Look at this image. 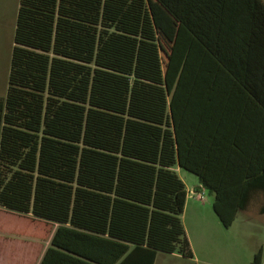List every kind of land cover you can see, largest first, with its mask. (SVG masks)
<instances>
[{
  "label": "trees",
  "instance_id": "trees-1",
  "mask_svg": "<svg viewBox=\"0 0 264 264\" xmlns=\"http://www.w3.org/2000/svg\"><path fill=\"white\" fill-rule=\"evenodd\" d=\"M183 18L166 0H17L0 208L58 223L52 244L75 254L100 234L151 264L157 251L191 257L174 166L213 195L225 228L264 198V73L218 72L207 26Z\"/></svg>",
  "mask_w": 264,
  "mask_h": 264
},
{
  "label": "crops",
  "instance_id": "crops-1",
  "mask_svg": "<svg viewBox=\"0 0 264 264\" xmlns=\"http://www.w3.org/2000/svg\"><path fill=\"white\" fill-rule=\"evenodd\" d=\"M166 1L171 7L174 6L181 12L191 11V19L183 18L186 20L185 24L191 23L194 28L207 26L208 40L212 47L210 58L214 60V67L218 69V72L264 73V0ZM159 4L160 8H166L161 2ZM174 23L177 24V21L175 20ZM175 172L183 182L186 191L184 179L189 177L179 175L176 170ZM190 173L188 175L192 176ZM193 185V191L204 189L199 186L198 181ZM193 191L189 190L188 195L185 192L183 210L187 198ZM247 207L238 212L245 211ZM212 214L216 216L213 209ZM58 225L56 222L32 218L30 214H17L0 208V264H40L47 248H50V251L44 261L45 264H71L68 257L77 258L87 264L108 262L110 264H145L146 256L149 259L145 251L137 250L132 244L126 242H121L127 246L122 253H119L120 247L116 243L117 240L107 239L105 235L100 234H89L76 240V243L71 246L80 251V254H75L63 246L52 244L51 240ZM183 229L191 257H184L176 252L157 251L151 264H196L198 262L184 226ZM56 240L72 243L70 239L65 242L56 237ZM202 263L213 264L206 260Z\"/></svg>",
  "mask_w": 264,
  "mask_h": 264
},
{
  "label": "rangeland",
  "instance_id": "rangeland-1",
  "mask_svg": "<svg viewBox=\"0 0 264 264\" xmlns=\"http://www.w3.org/2000/svg\"><path fill=\"white\" fill-rule=\"evenodd\" d=\"M16 8L17 0H0V94L6 86ZM173 169L179 175L189 177L184 179L188 195L197 183L196 176H189V172L176 166ZM212 200L213 195L205 189L193 191L180 214L198 258L196 264H203V260L213 264H250L254 252L264 249V212H260L264 198L256 195L247 209L238 212L226 228L213 216Z\"/></svg>",
  "mask_w": 264,
  "mask_h": 264
}]
</instances>
